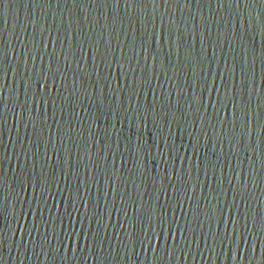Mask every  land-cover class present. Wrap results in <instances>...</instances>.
<instances>
[{"label":"water","instance_id":"water-1","mask_svg":"<svg viewBox=\"0 0 264 264\" xmlns=\"http://www.w3.org/2000/svg\"><path fill=\"white\" fill-rule=\"evenodd\" d=\"M0 264H264V0H0Z\"/></svg>","mask_w":264,"mask_h":264}]
</instances>
